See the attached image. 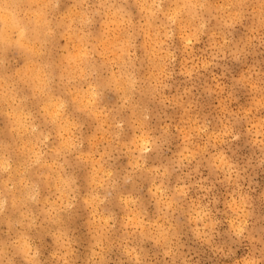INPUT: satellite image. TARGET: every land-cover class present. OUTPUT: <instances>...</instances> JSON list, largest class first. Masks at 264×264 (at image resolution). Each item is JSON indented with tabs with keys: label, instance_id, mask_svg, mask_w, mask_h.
Wrapping results in <instances>:
<instances>
[{
	"label": "clouds",
	"instance_id": "1",
	"mask_svg": "<svg viewBox=\"0 0 264 264\" xmlns=\"http://www.w3.org/2000/svg\"><path fill=\"white\" fill-rule=\"evenodd\" d=\"M0 264H264V0H0Z\"/></svg>",
	"mask_w": 264,
	"mask_h": 264
}]
</instances>
